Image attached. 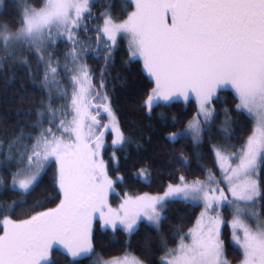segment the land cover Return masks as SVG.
<instances>
[{
  "label": "snow or ice",
  "instance_id": "6c2138e0",
  "mask_svg": "<svg viewBox=\"0 0 264 264\" xmlns=\"http://www.w3.org/2000/svg\"><path fill=\"white\" fill-rule=\"evenodd\" d=\"M11 3L17 19L0 24V69H26L34 84L39 78L47 100L28 113L36 117L35 134L21 128L6 143L0 140V264H57L58 255L68 264H148L150 239L142 256L126 250L104 259L96 250L109 232L113 242L117 232L130 241L141 227L159 235L163 255L157 264H233L222 232L225 211L232 216L238 264H264V211L257 210L264 209V0H106L98 16H93L96 0ZM89 20L101 22L90 28ZM121 41L128 62H141L150 81L140 105L150 118L156 108L179 100H194L196 111L183 129L164 137L169 155L179 162L175 182H168L162 195L126 193L114 208L108 197L123 177L109 174L105 133L112 134L109 159L115 163V150L133 143L112 110L105 80ZM61 45L66 47L58 56ZM89 57L103 62L98 79ZM228 89L235 104L223 109L225 141L235 123L231 111L250 121L249 134L239 148L213 144L214 168L201 164L203 178H189L184 174L189 156L178 145L190 140L199 149L212 131L214 101ZM54 98L65 103L57 109ZM101 111L107 124L97 119ZM159 119L169 126L164 113ZM172 121L174 126L176 118ZM196 156L202 159L199 151ZM49 169H54L55 207H44L51 196L30 200ZM136 175L147 181L151 171L142 167ZM176 203L200 211L187 231L172 230L169 247L161 226L168 206Z\"/></svg>",
  "mask_w": 264,
  "mask_h": 264
},
{
  "label": "trees",
  "instance_id": "16d2710c",
  "mask_svg": "<svg viewBox=\"0 0 264 264\" xmlns=\"http://www.w3.org/2000/svg\"><path fill=\"white\" fill-rule=\"evenodd\" d=\"M20 2L15 0L17 5ZM28 2L39 4V0H28ZM105 3L106 0H96L93 16H98L103 11ZM16 11L11 0H7L0 11V24L13 23L17 19ZM100 22L89 20V27H94L96 23ZM81 37L83 38V34H81ZM65 47V45L59 47L57 50L58 56L62 55ZM126 48V42L121 41L119 50L115 53V62L108 70L109 74L105 77V80L108 85L107 90L111 99L112 110L117 116L121 128L131 137L133 143L129 144L126 149L117 148L115 150L119 161L115 163L109 159L113 151L111 147L113 137L108 134L105 138L104 159L109 163V174L114 180L117 176L123 177V181L115 183L116 193L119 197H124L126 193L128 195L162 194L166 184L170 181L175 182V177L179 175L177 171L179 162L169 155V144L164 137L169 131H179L186 126L187 121L195 114L196 104L193 100L186 103L173 102L156 108L150 118L147 111L140 107L143 99H145L146 91L150 89V81L142 70L141 62H128ZM88 63L98 79L99 71L103 68L102 60H94L89 57ZM32 64L35 68L34 59ZM61 78L64 86L67 87V79L64 78L63 73H61ZM38 80L39 78H37V83L34 84L32 77L22 67L0 69V140H5V143L7 142L6 138L18 134L21 128L24 129L26 134H35L31 125L35 122L36 117L35 115L30 116L28 113H35L40 109V101L42 99L47 100L46 94L38 88ZM224 100H227L228 103L225 104ZM214 103L216 104L217 114L212 131L211 134H205L199 149L190 140L182 141L181 145H178L189 156V167L184 170V174L189 178L194 176L203 178L201 164L214 168V158L211 152L213 144L230 143L239 148L244 138L249 134L250 121L244 116H238L235 111H231L230 115L235 123L231 126V139L225 141L222 132V125L225 120L223 109L225 107L234 108L233 92L231 90L224 91L221 93V100L214 101ZM53 106L57 109L61 107L58 100H53ZM160 113L166 115L168 127L161 126ZM173 117L176 118L177 123L171 126ZM97 119L103 124L108 123V118L103 111L97 116ZM45 126L47 127L48 124H45ZM137 144L140 145L139 148H137ZM197 151L202 154L200 161L197 160ZM142 167H148L151 171V176L147 181L136 175ZM53 174L54 169H49L47 175L42 178L41 186L36 195L30 198L32 203L35 200L45 201L49 196L54 199L45 203L44 207H55V204L59 202L56 199V189L53 187ZM217 175H219L218 172ZM261 175L264 176V172ZM119 197H112L114 205L118 204L117 199ZM199 211L200 208H192L183 203L168 206L165 213L168 219L161 226V234L167 239L169 247L174 246L172 230L183 228L184 231H187L189 227H192ZM260 211H264V209L260 208ZM96 227V236L99 238L101 233L98 230L99 226ZM224 238L228 258L233 264H238L240 257L233 251L234 246L230 241L226 228L224 229ZM148 239L151 240L153 248L152 258L148 261V264H157L163 252L160 250L159 235L150 227H141L139 232L131 237L130 241L125 233L117 232L115 242H113L112 234L109 232L104 236L103 243L99 241L96 243V250L104 259L120 256L126 250L132 251L137 256H142L145 242ZM56 259L57 264H68V260L63 256L58 255Z\"/></svg>",
  "mask_w": 264,
  "mask_h": 264
},
{
  "label": "rangeland",
  "instance_id": "374dc122",
  "mask_svg": "<svg viewBox=\"0 0 264 264\" xmlns=\"http://www.w3.org/2000/svg\"><path fill=\"white\" fill-rule=\"evenodd\" d=\"M7 0H5V2H6ZM16 1H21V0H16ZM2 8H3V5L2 6H0V11L2 10ZM126 42V41H125ZM70 90V89H69ZM228 90H231V89H228ZM232 91V90H231ZM54 100H58V99H54ZM189 101H191V100H189ZM188 101V102H189ZM194 101V100H193ZM58 102L60 103V106H61V104L62 103H64L65 101H63V100H58ZM174 102H184L183 100H179V101H174ZM195 102V101H194ZM173 103V102H172ZM186 103V102H185ZM63 105V104H62ZM105 115H106V113H104ZM57 115H59V113H57ZM107 116V115H106ZM55 123H58V120H56V122ZM48 126H52L53 127V130L55 131V126L54 125H48ZM47 126V127H48ZM108 134H111V133H105V137H104V139L107 137V135ZM112 135V134H111ZM105 146H106V141H105ZM105 149H106V147H105ZM114 188H115V185H114ZM163 194V193H162ZM161 194V195H162ZM112 197H119V195H117V193H116V188H115V191L114 192H112V193H110L109 194V197H108V199H109V203L111 204V206L112 207H117L118 205H119V203L121 202V200L124 198V197H119V199H117V203L118 204H116V205H114L113 203H112V201H113V198ZM258 211H260V208H258L257 209ZM223 218H224V220H225V222H226V224H225V226L222 228V232L224 233V229L226 228L227 230H228V234H229V238H230V241H231V227H230V224L228 223V222H230L231 220H232V216H231V214H230V212H228V211H225L224 212V215H223ZM98 226V225H97Z\"/></svg>",
  "mask_w": 264,
  "mask_h": 264
}]
</instances>
